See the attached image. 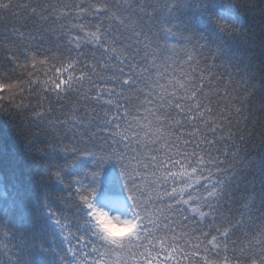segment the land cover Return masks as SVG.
<instances>
[{"label": "snow or ice", "instance_id": "obj_1", "mask_svg": "<svg viewBox=\"0 0 264 264\" xmlns=\"http://www.w3.org/2000/svg\"><path fill=\"white\" fill-rule=\"evenodd\" d=\"M257 9L0 0V264H264Z\"/></svg>", "mask_w": 264, "mask_h": 264}, {"label": "trees", "instance_id": "obj_2", "mask_svg": "<svg viewBox=\"0 0 264 264\" xmlns=\"http://www.w3.org/2000/svg\"><path fill=\"white\" fill-rule=\"evenodd\" d=\"M261 17H264V11L257 9L255 15L246 21L253 33H259L254 34L250 39V47L231 40L226 41V45L229 55L238 49L252 53L253 58L249 63V68H255L261 75H264V28L261 26ZM256 65L258 67H255ZM4 119L0 117V121ZM242 158L247 162V167L238 170L237 176L242 177L239 181L241 187L234 191L237 196L241 192L254 194L256 201L264 204V142L255 141V148L243 153ZM228 187L232 188L233 184H229Z\"/></svg>", "mask_w": 264, "mask_h": 264}, {"label": "clouds", "instance_id": "obj_3", "mask_svg": "<svg viewBox=\"0 0 264 264\" xmlns=\"http://www.w3.org/2000/svg\"><path fill=\"white\" fill-rule=\"evenodd\" d=\"M109 231H111L112 233H114L118 237H122V236L130 234L131 229L119 227V228H110Z\"/></svg>", "mask_w": 264, "mask_h": 264}, {"label": "rangeland", "instance_id": "obj_4", "mask_svg": "<svg viewBox=\"0 0 264 264\" xmlns=\"http://www.w3.org/2000/svg\"><path fill=\"white\" fill-rule=\"evenodd\" d=\"M111 232V231H110Z\"/></svg>", "mask_w": 264, "mask_h": 264}]
</instances>
